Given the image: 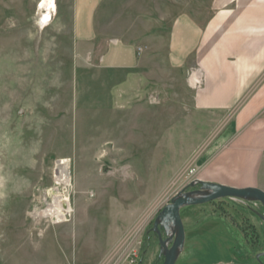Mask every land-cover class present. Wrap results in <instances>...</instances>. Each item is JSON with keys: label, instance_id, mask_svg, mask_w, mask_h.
<instances>
[{"label": "rangeland", "instance_id": "rangeland-1", "mask_svg": "<svg viewBox=\"0 0 264 264\" xmlns=\"http://www.w3.org/2000/svg\"><path fill=\"white\" fill-rule=\"evenodd\" d=\"M234 1L0 0V264H126L132 255L163 264L155 218L198 187L189 185L234 121L193 103L186 73L171 65L172 25L191 17L201 26ZM114 40L143 48L130 86L100 63ZM61 160L70 181L57 185ZM54 193L72 204L65 221L39 215ZM260 213L259 202L229 197L181 217L185 230L223 221L232 252L261 264Z\"/></svg>", "mask_w": 264, "mask_h": 264}, {"label": "crops", "instance_id": "crops-1", "mask_svg": "<svg viewBox=\"0 0 264 264\" xmlns=\"http://www.w3.org/2000/svg\"><path fill=\"white\" fill-rule=\"evenodd\" d=\"M234 2L201 26L191 17L174 20L169 46L175 63L171 65L186 73L198 109L234 114L230 130L220 136L221 146L198 169L199 180L264 190V0ZM142 52L133 43L109 41L100 63L108 73L125 74L130 86ZM229 229L223 221L203 219L185 230L182 264H250L232 252Z\"/></svg>", "mask_w": 264, "mask_h": 264}, {"label": "water", "instance_id": "water-1", "mask_svg": "<svg viewBox=\"0 0 264 264\" xmlns=\"http://www.w3.org/2000/svg\"><path fill=\"white\" fill-rule=\"evenodd\" d=\"M189 186L199 188L179 191L155 218L153 231L159 238V256L164 258L163 264H176L184 249L186 231L181 217L182 208L232 197L246 202H259L264 209V190L257 187L236 188L199 179ZM259 217L264 223V213H260ZM261 256H264V251L257 254L256 259L260 260ZM261 264L264 262L261 261Z\"/></svg>", "mask_w": 264, "mask_h": 264}, {"label": "bare ground", "instance_id": "bare-ground-1", "mask_svg": "<svg viewBox=\"0 0 264 264\" xmlns=\"http://www.w3.org/2000/svg\"><path fill=\"white\" fill-rule=\"evenodd\" d=\"M59 170L56 175V184H68L70 181L69 173L66 166V160H61L59 162ZM67 186V185H66ZM53 192V191H52ZM53 195V202L49 204V206L40 212V216L42 217H50L55 222H62L67 220L69 214L73 211L72 204L70 199L63 198L60 199V195L58 193H54Z\"/></svg>", "mask_w": 264, "mask_h": 264}, {"label": "built area", "instance_id": "built-area-1", "mask_svg": "<svg viewBox=\"0 0 264 264\" xmlns=\"http://www.w3.org/2000/svg\"><path fill=\"white\" fill-rule=\"evenodd\" d=\"M138 263H139V256L132 255V256L128 257L126 264H138Z\"/></svg>", "mask_w": 264, "mask_h": 264}, {"label": "flooded vegetation", "instance_id": "flooded-vegetation-1", "mask_svg": "<svg viewBox=\"0 0 264 264\" xmlns=\"http://www.w3.org/2000/svg\"><path fill=\"white\" fill-rule=\"evenodd\" d=\"M197 188H199V186ZM197 188H194V189H197Z\"/></svg>", "mask_w": 264, "mask_h": 264}]
</instances>
